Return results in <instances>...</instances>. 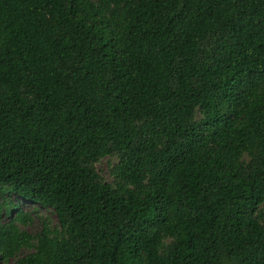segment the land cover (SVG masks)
Masks as SVG:
<instances>
[{
    "label": "trees",
    "instance_id": "16d2710c",
    "mask_svg": "<svg viewBox=\"0 0 264 264\" xmlns=\"http://www.w3.org/2000/svg\"><path fill=\"white\" fill-rule=\"evenodd\" d=\"M0 264H264V0H0Z\"/></svg>",
    "mask_w": 264,
    "mask_h": 264
},
{
    "label": "rangeland",
    "instance_id": "374dc122",
    "mask_svg": "<svg viewBox=\"0 0 264 264\" xmlns=\"http://www.w3.org/2000/svg\"><path fill=\"white\" fill-rule=\"evenodd\" d=\"M113 163V160L111 159H103L101 162L98 163L97 168L101 176L104 178L106 181H110L111 178L108 174V170L110 165ZM15 200V199H13ZM20 207L23 211L25 212H30L32 213L34 219L32 224L29 226L25 227L24 230L27 232L31 233L32 235L37 234L40 229H41V219H47L51 222V225H56V217L55 215L50 211V210H45L38 205H31L29 203L20 201ZM29 251L27 249H23L20 251L18 254V257L24 256L27 254Z\"/></svg>",
    "mask_w": 264,
    "mask_h": 264
}]
</instances>
